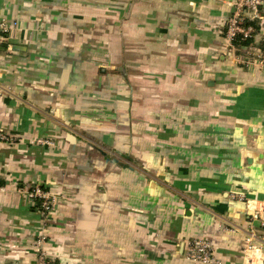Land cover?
I'll list each match as a JSON object with an SVG mask.
<instances>
[{"label": "crops", "instance_id": "1", "mask_svg": "<svg viewBox=\"0 0 264 264\" xmlns=\"http://www.w3.org/2000/svg\"><path fill=\"white\" fill-rule=\"evenodd\" d=\"M232 1L0 0V264H264V7L235 47Z\"/></svg>", "mask_w": 264, "mask_h": 264}, {"label": "built area", "instance_id": "2", "mask_svg": "<svg viewBox=\"0 0 264 264\" xmlns=\"http://www.w3.org/2000/svg\"><path fill=\"white\" fill-rule=\"evenodd\" d=\"M232 11L228 17L224 27V37L226 40L233 45V41L236 37L241 39L252 38L255 34L256 29L252 24L247 23L249 20L259 19L258 10L264 7V0H233L231 2ZM13 26L2 21L0 22V33H6ZM235 46V45H233ZM239 47V46H235ZM238 49V48H237ZM257 61L261 66L264 67V47L258 52ZM8 138L0 133V140H7ZM29 197L35 201L38 200L39 212L43 219L52 211L53 198L50 192L40 184L31 186L28 190ZM240 199H244L241 197ZM231 229V228H230ZM248 233V232H246ZM250 234V232L248 233ZM247 234V236H248ZM41 237L39 240H43ZM260 247H264V238L254 239ZM185 256L188 259L198 261L204 264H220V260L214 255L213 247L210 241L201 239H190L185 244ZM35 264H50L49 259L45 253L41 251L35 260Z\"/></svg>", "mask_w": 264, "mask_h": 264}, {"label": "trees", "instance_id": "3", "mask_svg": "<svg viewBox=\"0 0 264 264\" xmlns=\"http://www.w3.org/2000/svg\"><path fill=\"white\" fill-rule=\"evenodd\" d=\"M247 23L252 24L254 26V28L257 30L258 25L256 23L251 22V21H248ZM250 41H251V38L241 39L240 37H236L235 40L233 41V45L239 46V47L240 46H245V45H248ZM41 186L44 187V185H41ZM35 202H36V206L39 208V203L40 202L38 200H35Z\"/></svg>", "mask_w": 264, "mask_h": 264}]
</instances>
